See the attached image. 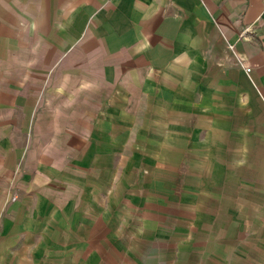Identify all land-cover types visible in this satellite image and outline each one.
Masks as SVG:
<instances>
[{
	"label": "crops",
	"instance_id": "1",
	"mask_svg": "<svg viewBox=\"0 0 264 264\" xmlns=\"http://www.w3.org/2000/svg\"><path fill=\"white\" fill-rule=\"evenodd\" d=\"M0 264H264V0H0Z\"/></svg>",
	"mask_w": 264,
	"mask_h": 264
},
{
	"label": "built area",
	"instance_id": "2",
	"mask_svg": "<svg viewBox=\"0 0 264 264\" xmlns=\"http://www.w3.org/2000/svg\"><path fill=\"white\" fill-rule=\"evenodd\" d=\"M229 47H230V48H233V45H230ZM247 70H248V69H247Z\"/></svg>",
	"mask_w": 264,
	"mask_h": 264
}]
</instances>
